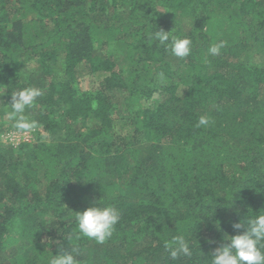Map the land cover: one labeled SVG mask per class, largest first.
Returning <instances> with one entry per match:
<instances>
[{
    "label": "trees",
    "instance_id": "trees-1",
    "mask_svg": "<svg viewBox=\"0 0 264 264\" xmlns=\"http://www.w3.org/2000/svg\"><path fill=\"white\" fill-rule=\"evenodd\" d=\"M0 85L3 117L11 92L43 93L25 112L35 140L0 141V264H48L50 241L80 264H210L264 212V0H0ZM93 204L120 211L103 244L76 238ZM177 235L191 257L165 250Z\"/></svg>",
    "mask_w": 264,
    "mask_h": 264
},
{
    "label": "clouds",
    "instance_id": "clouds-1",
    "mask_svg": "<svg viewBox=\"0 0 264 264\" xmlns=\"http://www.w3.org/2000/svg\"><path fill=\"white\" fill-rule=\"evenodd\" d=\"M153 38L174 57L183 59L191 52L192 40L187 37L171 35L170 32L159 29L153 33ZM224 46V41L214 43L209 47L208 53L218 56ZM159 77L163 79V73ZM6 88V85H0V97L6 94ZM42 95L41 89L37 87H25L11 92V103L6 116L13 122L16 134L26 135L38 127L37 122L29 119L25 112ZM210 122L208 117L201 116L196 126L206 127ZM75 221L79 234L77 239L82 235L103 244L113 235L115 226L120 221V211L111 205L93 204L82 212H75ZM233 228L238 234L224 236L225 243L212 251L210 264H264V212L233 224ZM52 242L57 244L58 251L48 259V264H80L77 259L80 254L78 247L70 246L71 250H68L62 242L50 241ZM164 248L173 260L181 256H192L190 241L183 235L173 236L170 241H165Z\"/></svg>",
    "mask_w": 264,
    "mask_h": 264
},
{
    "label": "rangeland",
    "instance_id": "rangeland-1",
    "mask_svg": "<svg viewBox=\"0 0 264 264\" xmlns=\"http://www.w3.org/2000/svg\"><path fill=\"white\" fill-rule=\"evenodd\" d=\"M33 66V65H31ZM29 67V66H28ZM56 69L59 71L61 69V65L60 63H57L56 65ZM28 70V69H26ZM27 73H31L30 70L27 71ZM96 80L93 77H88L86 79H84L81 82V88L82 91H92L93 89L96 88ZM6 117H3L2 113H0V126H4V125H8L9 122L6 123ZM11 133H16V130H10V131H5V128H0V141L2 144H8L11 145V147H16L18 146V144L26 142H32L35 140V135H34V131H31L30 133H27L26 135H20L18 138H14L12 137ZM15 231H17V229L15 228Z\"/></svg>",
    "mask_w": 264,
    "mask_h": 264
},
{
    "label": "built area",
    "instance_id": "built-area-1",
    "mask_svg": "<svg viewBox=\"0 0 264 264\" xmlns=\"http://www.w3.org/2000/svg\"><path fill=\"white\" fill-rule=\"evenodd\" d=\"M12 134V137L14 138H18L20 135L19 134H16V133H11Z\"/></svg>",
    "mask_w": 264,
    "mask_h": 264
}]
</instances>
